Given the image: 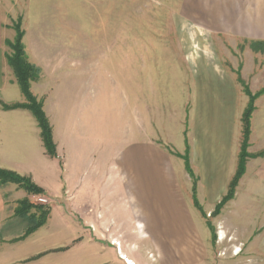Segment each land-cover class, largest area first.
<instances>
[{
	"label": "crops",
	"instance_id": "1",
	"mask_svg": "<svg viewBox=\"0 0 264 264\" xmlns=\"http://www.w3.org/2000/svg\"><path fill=\"white\" fill-rule=\"evenodd\" d=\"M87 2L0 0V101L7 105L26 101L9 65L6 44L16 39L14 23L22 17L28 60L41 70L31 91L43 102L58 154L47 153L31 111L6 110L0 104V168L31 178L43 190L34 195L15 183H0V264H128L129 260L195 264L194 242H207L212 236L191 213L183 194L190 176L184 159L175 154L186 152L185 131L175 122L160 133L152 130L148 102L152 76L158 82L182 81L188 69L170 65V55L152 54L148 44L119 45L110 41L109 31L97 37L98 32L94 28L88 32L85 23L80 29L81 17L72 12V5ZM82 15L84 20L93 17L85 7ZM215 15L209 10L203 17L213 23ZM248 24L251 27L243 36L264 40V9ZM176 57L185 61L183 54ZM200 78L209 82L206 75ZM254 106L248 152L255 156L248 159L236 196L222 209L220 220L224 224V215L235 200L240 204L253 200L261 211L257 218L262 229L250 233L251 240L264 237V90ZM213 108L211 116L208 107L197 102L189 136L198 199L207 203V209H215L227 194L242 146L236 107L228 100L214 102ZM243 112L244 105L239 118ZM124 117V140L116 141L115 147L113 139L100 142L104 126L112 137L113 124L118 129ZM39 197L48 199L50 214L44 225L25 235L28 221L15 210L20 201L36 203ZM221 232L223 240L227 235ZM128 237L152 243L158 249H154L158 262L132 250L130 244L135 242ZM114 240L120 242L121 253ZM184 243L192 244L185 252Z\"/></svg>",
	"mask_w": 264,
	"mask_h": 264
},
{
	"label": "rangeland",
	"instance_id": "2",
	"mask_svg": "<svg viewBox=\"0 0 264 264\" xmlns=\"http://www.w3.org/2000/svg\"><path fill=\"white\" fill-rule=\"evenodd\" d=\"M87 1V5L83 3L72 5V12H76V15L79 12L81 17L77 20L80 29H83L85 23L88 32L93 28L98 32L97 37L109 31L110 41L118 42L119 45L148 44L152 54L170 55L172 56L170 65L178 63L188 69V75L183 76L182 81L158 82L155 81L157 77L152 76L148 98L152 130L160 133L175 122L176 127L181 126L185 131L187 144V141L190 142L191 115L197 102L207 106L212 116L214 102L221 103L229 100L231 107L233 109L236 107L235 123L237 121L241 123L243 140V114L251 104H255L256 98L264 90L262 88L264 82L258 81L260 77H264V45H259L260 51L254 49L255 45L251 47V42H264V40L244 37L243 34L246 28L251 27L248 24L249 21L255 19L256 13L261 8L264 9V0ZM84 7L87 13L93 14L92 18L85 20L82 18ZM209 10H214L216 13V20L214 19L213 23L212 19L207 20L203 17ZM240 22L242 23L239 24ZM71 25L76 24L72 21ZM180 46L184 48L182 51L177 49ZM8 51V54L12 52L9 47ZM178 54H183L185 61H178L176 57ZM154 64L155 61L152 59V65ZM152 72H155L154 68ZM203 75L208 77L209 82H206L207 79L203 81L200 78ZM210 93H213L212 100L208 101ZM123 101L125 99L121 93V110H123ZM243 105L244 112L242 118H239L238 114ZM113 126L112 137L105 132L104 126V133L103 136L101 134L99 141L103 140L107 143L113 139V147H115L116 141L119 144V141H123L126 136V117L120 119L118 129L117 125L113 124ZM254 156L251 155L248 159ZM120 175L125 181L126 174L122 167H120ZM190 179L188 180L187 177L189 187L182 189L183 194L188 199L191 213L198 216L204 229L208 230L212 236L207 242L200 241L197 244L194 242L195 254L192 262L195 264L203 261L206 264H264V237L251 240L250 235L257 228L262 229V221L257 218L261 211L253 200L242 204L238 200L232 202L224 215V224H222L220 222L222 209L231 200L219 213H215L214 208L207 209V203L201 204L198 199L199 208L194 201L196 180L191 176ZM237 189L238 186L236 191ZM205 197L207 198V195ZM33 204L43 210L49 207V203L40 202L38 199ZM221 231L227 235L223 240ZM128 239L130 242H135L129 243L132 250L147 254L152 262H158L155 255L157 254L155 250L158 251V249H155L152 243L142 242L133 237ZM113 242L121 253L120 242L115 240ZM191 245L184 243L183 251L185 252ZM237 249L240 251L236 253Z\"/></svg>",
	"mask_w": 264,
	"mask_h": 264
},
{
	"label": "trees",
	"instance_id": "3",
	"mask_svg": "<svg viewBox=\"0 0 264 264\" xmlns=\"http://www.w3.org/2000/svg\"><path fill=\"white\" fill-rule=\"evenodd\" d=\"M14 28L17 32V36L13 42L11 41L6 42L8 47L12 50V52L8 54L7 58L9 65L12 67L14 71L15 77L17 79V82L22 90V93L26 101L24 103H16L12 105H7L0 101V104L6 110L27 109L31 111L33 115L36 117L39 126L41 128V135L47 153L52 157H57L58 154H57L56 144L53 138L52 126L50 124V121L46 113L44 112L43 102L38 100L31 91V83L39 80V78L41 77V70L39 67L35 66L28 60L25 51V46L23 43L25 32L22 29V17H19L18 20L14 23ZM251 44H252L251 47L255 45L254 49L260 51L261 48L259 45H264V42L255 41V42H251ZM254 109L255 107L253 103L248 109H246V111L243 114V118H242L243 142L239 154L238 170L229 185L227 194L224 196L222 201L216 206L215 213H219L220 210L224 207V205L235 197L236 188L245 172L247 160L249 157H251V154L248 152V147H249V139L251 133V118ZM175 155L180 156L184 159L187 173L196 180V182L194 183V201H195V205H197L200 208L196 194L197 178L193 173L189 160L188 141H187L186 153L184 155H180V154H175ZM9 182L17 184L19 187L25 189L30 194L38 195L43 193V190L40 187H38L32 181L31 178L23 177L14 172L3 170L0 168V183L5 184ZM37 209L40 210L36 211ZM15 212L17 216H20L28 221L29 226L25 234L28 235L31 232L35 231L37 228L45 224L50 214V208L48 207L47 209L43 210L41 207L33 204L30 200L25 199L18 203Z\"/></svg>",
	"mask_w": 264,
	"mask_h": 264
},
{
	"label": "built area",
	"instance_id": "4",
	"mask_svg": "<svg viewBox=\"0 0 264 264\" xmlns=\"http://www.w3.org/2000/svg\"><path fill=\"white\" fill-rule=\"evenodd\" d=\"M38 200H39L40 202H43V203H49V202H48V199L45 198V197H39ZM127 263L130 264L129 261H127Z\"/></svg>",
	"mask_w": 264,
	"mask_h": 264
},
{
	"label": "bare ground",
	"instance_id": "5",
	"mask_svg": "<svg viewBox=\"0 0 264 264\" xmlns=\"http://www.w3.org/2000/svg\"><path fill=\"white\" fill-rule=\"evenodd\" d=\"M220 234H221V237L223 238L222 232H220ZM118 249H119V248H118ZM239 251H240V250L237 249L236 253L239 252ZM124 257H125V256H124ZM129 263H130V264H134V262H133L132 260H129Z\"/></svg>",
	"mask_w": 264,
	"mask_h": 264
}]
</instances>
